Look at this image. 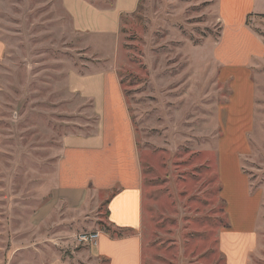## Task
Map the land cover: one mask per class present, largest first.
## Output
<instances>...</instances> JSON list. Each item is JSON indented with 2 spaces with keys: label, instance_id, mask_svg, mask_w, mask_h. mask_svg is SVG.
<instances>
[{
  "label": "rangeland",
  "instance_id": "rangeland-1",
  "mask_svg": "<svg viewBox=\"0 0 264 264\" xmlns=\"http://www.w3.org/2000/svg\"><path fill=\"white\" fill-rule=\"evenodd\" d=\"M229 22L264 44V0H141L100 38L78 33L62 0H0V264H96L81 261L86 221L127 232L108 221L121 182L89 219L31 222L56 183L63 138L98 130L94 101L68 88L69 75L104 71L130 121L113 85L86 82L112 99L108 143L81 171L110 181L138 174L143 264H264V51L248 65H221L215 46Z\"/></svg>",
  "mask_w": 264,
  "mask_h": 264
},
{
  "label": "crops",
  "instance_id": "crops-1",
  "mask_svg": "<svg viewBox=\"0 0 264 264\" xmlns=\"http://www.w3.org/2000/svg\"><path fill=\"white\" fill-rule=\"evenodd\" d=\"M62 2L78 33H87L100 38L116 34L122 17L136 12L141 0H114L108 7H99L88 0H62ZM252 12L260 11L253 10L250 13ZM263 51V42L249 26L244 23L229 22L225 24L220 41L215 46V59L223 66H244L250 64L254 57L261 56ZM2 53L3 46L0 42V58ZM98 79L105 80L106 85L109 83L115 87L122 108L123 123L129 125L128 106L124 103L123 94L113 83L116 82V77L112 71L84 76L71 72L68 88L73 93L94 101L95 110L100 114L98 130L90 137L69 135L63 138L64 150L58 163L56 183L50 189L48 200L38 206L31 215V222L40 225L50 218H59L63 214L75 215L77 219H89L92 210L100 202L101 193L112 189L114 182H121L123 184L121 190L109 199L108 221L113 228L125 229L127 232L123 236H114L110 231L99 229L96 226L97 222L87 220L86 222L90 224L88 229H91L88 232H99V239L97 244L90 246L84 259L80 257L78 260L88 263L85 261L87 257L96 264L101 260L109 264H143L144 240L141 234L144 212L143 189L138 174L136 177L135 175L120 179L116 177L111 182L104 173L90 174L81 171L82 160L87 162L89 159V161L97 159L98 154L108 143L107 135L104 133L107 127L105 108L109 106L112 96L107 89L104 90L103 95H98L91 85H86V82ZM108 79L111 83L107 81ZM66 220L70 222L71 219L63 221ZM47 264L73 263L57 256Z\"/></svg>",
  "mask_w": 264,
  "mask_h": 264
},
{
  "label": "built area",
  "instance_id": "built-area-1",
  "mask_svg": "<svg viewBox=\"0 0 264 264\" xmlns=\"http://www.w3.org/2000/svg\"><path fill=\"white\" fill-rule=\"evenodd\" d=\"M78 239L80 242H83V243H86L92 246L98 243L99 232L84 233L80 235Z\"/></svg>",
  "mask_w": 264,
  "mask_h": 264
}]
</instances>
